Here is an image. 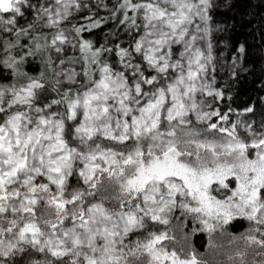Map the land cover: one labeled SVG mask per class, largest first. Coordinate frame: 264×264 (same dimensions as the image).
<instances>
[{
    "label": "rangeland",
    "instance_id": "obj_1",
    "mask_svg": "<svg viewBox=\"0 0 264 264\" xmlns=\"http://www.w3.org/2000/svg\"><path fill=\"white\" fill-rule=\"evenodd\" d=\"M149 1L168 13L164 17L146 10L148 27L134 41V49L152 72L171 71L174 78L136 113H129L121 78L105 70L81 94L78 103L69 106L70 117L81 115L75 135L82 140V151L66 144L60 119H39L36 126H26L19 113L11 112L0 122V215L23 219L18 235L34 248L45 243L58 256L84 251L86 264H120L122 251L114 245L138 228L137 215H110L94 206L75 218L72 227L52 226L43 231L36 221L23 214L31 210L46 188L52 194L53 213L64 221L67 215L61 209L60 189L74 162L79 164L82 181L90 183L99 169L115 167L130 155L120 156L119 152L94 141L107 139L116 144L137 141L162 122L179 126L209 124L206 131L209 136L208 139L182 136L173 148L148 155L145 162L137 164L126 190L141 195L144 219L168 224L176 200H180L186 211L214 232L235 217H244L256 227L259 221H264V138L242 142L237 128L232 129L223 118L213 123L216 111L203 105L206 97H220L212 87L209 72L217 66L230 71L236 66L235 62L226 61L225 54L210 39L218 26L204 20L207 7L225 5L226 1ZM43 3H52V8L49 18L37 24L39 28L74 25L89 17L87 6L73 0H18L9 10L0 11V32L13 30L25 15L27 22H33ZM122 32L132 34L129 26ZM73 47V42L62 36L53 41L54 77L65 85H73L76 79V72L61 61ZM171 48L176 49L174 61L167 57ZM192 145L195 153L199 147L202 151L193 160L188 159L191 153L185 154ZM135 149L134 154L140 150L139 146ZM34 175L42 176L47 184L32 187ZM213 187L226 191V196L213 195ZM151 255L152 264H195L163 250L155 249Z\"/></svg>",
    "mask_w": 264,
    "mask_h": 264
},
{
    "label": "trees",
    "instance_id": "obj_2",
    "mask_svg": "<svg viewBox=\"0 0 264 264\" xmlns=\"http://www.w3.org/2000/svg\"><path fill=\"white\" fill-rule=\"evenodd\" d=\"M73 1L87 6V19L74 25L39 28L37 24L49 18L52 8V3H43L33 22H27L25 15L13 30L0 32V122L11 112L19 113L26 126H36L39 119H60L66 144L82 151V140L75 135L81 115L70 117L69 106L78 103L101 71L121 78L126 88L124 101L131 114L152 100L158 89L171 83L174 75L171 71L152 72L133 45L148 27L146 10L164 17L167 11L161 12L149 0ZM225 1V5L207 7L204 20L218 26L210 39L225 54L226 61L235 62L236 66L231 71L217 66L209 72L212 87L220 97H206L203 105L216 111L213 123L223 118L232 129L237 128L242 142L247 143L249 138L258 142L264 138V0ZM127 26L130 36L122 32ZM60 36L74 44L61 58L76 72L73 85H65L54 77L52 46ZM175 51L171 48L167 54L170 61H174ZM208 126L162 122L137 141L116 144L107 139L95 140L120 156L130 155L115 167L99 169L90 183L82 181L75 161L60 189L61 209L67 215L64 221L53 213L52 194L46 188L42 189L38 202L23 215L36 221L43 231L52 226L72 227L75 218L94 206L110 215H137L138 228L114 245L122 251L120 264H152L155 249L195 264H264V221H259L256 227L244 217H235L214 232L176 200L170 222L157 224L141 216L144 207L141 195L126 190L137 164L145 162L148 155L173 148L182 136L208 139ZM211 132L216 134L214 130ZM138 146L140 150L134 154ZM190 147L185 154H193L188 158L193 160L202 151L199 147L195 153L193 145ZM45 184L42 176H33L32 187ZM220 191L213 187L211 192L225 197L227 192ZM22 221L19 217L0 215V264H86L84 251L58 256L45 243L34 248L24 242L18 235Z\"/></svg>",
    "mask_w": 264,
    "mask_h": 264
},
{
    "label": "water",
    "instance_id": "obj_3",
    "mask_svg": "<svg viewBox=\"0 0 264 264\" xmlns=\"http://www.w3.org/2000/svg\"><path fill=\"white\" fill-rule=\"evenodd\" d=\"M18 0H0V11H7L12 7L14 2Z\"/></svg>",
    "mask_w": 264,
    "mask_h": 264
},
{
    "label": "bare ground",
    "instance_id": "obj_4",
    "mask_svg": "<svg viewBox=\"0 0 264 264\" xmlns=\"http://www.w3.org/2000/svg\"><path fill=\"white\" fill-rule=\"evenodd\" d=\"M201 255V254H200Z\"/></svg>",
    "mask_w": 264,
    "mask_h": 264
}]
</instances>
